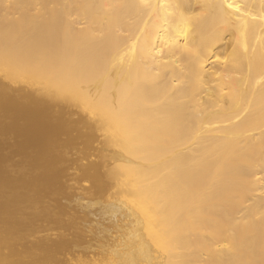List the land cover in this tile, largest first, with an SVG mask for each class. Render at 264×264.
I'll list each match as a JSON object with an SVG mask.
<instances>
[{
    "label": "bare ground",
    "instance_id": "obj_1",
    "mask_svg": "<svg viewBox=\"0 0 264 264\" xmlns=\"http://www.w3.org/2000/svg\"><path fill=\"white\" fill-rule=\"evenodd\" d=\"M0 264H264V0H0Z\"/></svg>",
    "mask_w": 264,
    "mask_h": 264
}]
</instances>
